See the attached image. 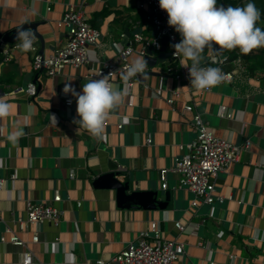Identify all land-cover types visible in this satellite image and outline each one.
<instances>
[{"label":"crops","instance_id":"crops-1","mask_svg":"<svg viewBox=\"0 0 264 264\" xmlns=\"http://www.w3.org/2000/svg\"><path fill=\"white\" fill-rule=\"evenodd\" d=\"M139 1L0 0V30L11 31L22 21L34 25L35 46L47 56L66 41V29L58 26L63 14L69 7L80 6L89 24L100 32L97 43L88 47L89 57L104 62L115 56L116 47L132 42L135 33L145 40L154 38L151 24L138 8ZM236 1L230 0L234 5H229L217 0V4L225 8L247 4ZM251 1L264 15V0ZM257 27L264 30V18ZM177 36L181 40L179 33ZM141 46L133 43L129 62L141 56ZM260 50L245 55L239 49H206L202 67L242 70L233 83L217 85L210 92L177 82L165 73L164 63H158L147 78H139L130 88L124 80L116 81L113 86L126 89L127 95L106 121L103 141L83 129L77 131L72 122L79 119L76 99L63 92L65 83L82 91L89 81L85 78L88 66H66L60 75L50 78L32 70L30 51H13L6 63L0 52V83L21 89L33 83L37 89L35 97L25 93L0 96L12 106L11 115L0 120V176H15L0 188V264H24L26 251L31 254V264H95L122 251L152 222L158 223L163 240L184 244L178 264H264V60ZM166 51L170 53L168 44ZM158 55L152 51L153 58ZM173 92L179 96L171 108L166 100ZM64 98L72 99V106L67 107ZM186 105L193 112L184 111ZM194 114L217 137L235 145L250 141L240 161L214 181L215 195L224 198L222 203L193 207V196L179 187L177 175L171 172L166 173V187L162 188L160 171L173 166L181 153L179 146L195 139ZM118 123L123 124L122 129L117 128ZM17 124L25 135L14 146L7 136ZM147 139L150 145H146ZM110 169L120 174L115 178L118 182L130 180L134 190L155 192L154 199L162 203V209L121 205L114 190L93 187L95 177ZM56 193L61 202L54 205L62 213L57 226L43 223L18 229L14 220L25 217L26 201L49 203ZM175 223L186 230L180 232ZM6 228L25 247L1 242L2 237L10 236L4 233ZM34 236L37 243L32 242Z\"/></svg>","mask_w":264,"mask_h":264},{"label":"built area","instance_id":"built-area-1","mask_svg":"<svg viewBox=\"0 0 264 264\" xmlns=\"http://www.w3.org/2000/svg\"><path fill=\"white\" fill-rule=\"evenodd\" d=\"M138 8L144 13V19L151 24L154 38L145 40L140 33H135L132 42L128 45L116 47V54L111 60L98 62L90 59L88 47L97 43L100 32L89 24L82 7H69L58 22V26L67 31L65 43L47 56L41 54L34 45L30 51L32 53V70L43 72L47 77L52 78L60 75L66 66L74 68L88 66L86 79H99L110 74V82L114 84L118 80H123L121 72L130 63L128 59L134 52L133 43H141L139 54L146 56L148 50L159 52L161 40L166 38L170 48V56L163 62V70L177 82L190 86L189 71L181 66L180 59L174 56L175 49L172 47L180 40L174 28L168 25L167 13L160 9L159 0H140ZM16 43L2 45L0 52L4 63L12 59L13 51L19 50ZM150 69L148 66V71ZM221 70L224 74V80L220 84L233 83L242 72L240 68L231 71ZM138 79L132 78L125 81L126 87H132ZM211 90L212 88L203 92H210ZM20 93H25L28 97H35L37 89L33 83H29L25 89L0 83V96H16ZM178 96L177 92H173L166 100V104L172 108L174 100ZM69 101L71 102L69 103ZM64 103L70 107L72 106V99L64 98ZM184 111L191 113L193 108L186 105ZM223 114L222 111L220 115ZM226 117L230 118V115H226ZM192 125L195 133L194 141L189 145L179 146L181 153L175 158L173 166L168 170L160 171V180L163 182L162 188L165 189L166 187V173L171 172L177 175L179 187L185 188L193 196V207L200 204L210 205L214 202L222 203L224 198L215 195L214 181L230 165L240 161L241 154L249 148L250 141L247 140L241 145H235L228 139L215 136L208 123L198 114L193 115ZM122 127V123L117 124L118 129H122ZM150 144V139H147L146 145ZM14 178L15 176L11 175L8 179ZM8 179L0 176V188L6 185ZM59 202H61L59 193H56L49 203L26 201L25 217H18L14 222L21 231L34 224L50 223L57 226L61 221L62 213L54 203ZM175 227L180 232L186 230L180 223H175ZM4 233L10 236L8 239L2 237L1 242L25 247V243L9 228H6ZM32 242L37 243L38 237L34 236ZM183 253L184 244L175 240H163L158 223L152 222L147 229L140 231L138 236L129 242L122 251L108 259H98L95 264H178V259ZM30 258L31 254L26 251L22 262L31 264Z\"/></svg>","mask_w":264,"mask_h":264},{"label":"clouds","instance_id":"clouds-1","mask_svg":"<svg viewBox=\"0 0 264 264\" xmlns=\"http://www.w3.org/2000/svg\"><path fill=\"white\" fill-rule=\"evenodd\" d=\"M159 7L167 13L168 25L180 34V42L172 45L174 56L188 69L190 86L197 91L210 90L224 80L219 67L201 66L206 49L212 52L239 49L247 55L264 48V30L257 27L261 13L252 2L225 8L218 6L217 0H159ZM26 23L22 21L16 32V47L21 52L31 51L37 40L36 30L23 27ZM148 72V62L141 55L130 61L121 72V78L124 81L147 78ZM63 92L71 93L76 99L79 119L73 118L72 122L78 126L77 131L83 129L97 141L105 139V122L127 95L126 89L113 86L110 74L84 83L81 92L65 83ZM11 112V104L0 100V120L8 118ZM123 122L128 121L125 118ZM24 135L23 128L17 124L7 140L15 146Z\"/></svg>","mask_w":264,"mask_h":264},{"label":"water","instance_id":"water-1","mask_svg":"<svg viewBox=\"0 0 264 264\" xmlns=\"http://www.w3.org/2000/svg\"><path fill=\"white\" fill-rule=\"evenodd\" d=\"M24 28L31 27L34 30V25L26 24L23 25ZM18 28V27H17ZM17 28L2 32L0 30V46L3 44H13L16 43V32ZM168 41L166 38L161 40V48L159 50V55L156 58L152 57V50H148L145 56V60L148 62V66L152 69L158 63H163L170 53L166 51ZM108 173L98 175L93 180V187L104 188L114 190L116 193V198L119 204L123 205H139L145 209L154 210L156 208L162 209L163 205L161 202L154 199L156 197L155 192H144L137 191L131 188L130 180L124 182H118L115 178L119 176V173H115V169H110ZM169 194H166V201L169 200Z\"/></svg>","mask_w":264,"mask_h":264},{"label":"trees","instance_id":"trees-1","mask_svg":"<svg viewBox=\"0 0 264 264\" xmlns=\"http://www.w3.org/2000/svg\"><path fill=\"white\" fill-rule=\"evenodd\" d=\"M221 2L228 3L229 5L231 3V5H234V3L230 2V0H221ZM236 2L237 3L241 2L242 4H246V3H249V2H252V1L251 0H239V1H236ZM260 18H264V15L261 14ZM259 53L262 55V58L264 60V48H261V50L259 51ZM0 61H1V57H0ZM263 71H264V66H263Z\"/></svg>","mask_w":264,"mask_h":264}]
</instances>
